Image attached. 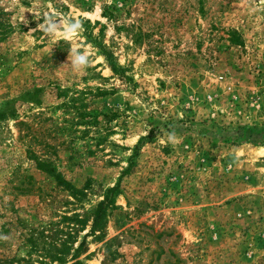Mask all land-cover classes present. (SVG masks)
<instances>
[{
	"label": "rangeland",
	"instance_id": "1",
	"mask_svg": "<svg viewBox=\"0 0 264 264\" xmlns=\"http://www.w3.org/2000/svg\"><path fill=\"white\" fill-rule=\"evenodd\" d=\"M0 25V264H264V0H0Z\"/></svg>",
	"mask_w": 264,
	"mask_h": 264
},
{
	"label": "trees",
	"instance_id": "2",
	"mask_svg": "<svg viewBox=\"0 0 264 264\" xmlns=\"http://www.w3.org/2000/svg\"><path fill=\"white\" fill-rule=\"evenodd\" d=\"M5 33H6L5 29H3L2 26L0 25V36L5 35ZM89 39H91L90 41L95 46H97V48L100 49L102 55L109 62L110 67H111V71L113 72V74L118 76L121 81H123L125 83H126V81L129 82V79L126 78V76H124L122 69L113 63V61L111 59V55L109 53L105 52V50L100 47V43H99L98 39L94 38V37L91 38V35L89 36ZM131 157L132 156H130V158ZM130 165H131V162L129 163L128 167L125 169L124 172H127L129 170ZM37 166H38L39 170L43 171L45 174L52 177L57 184L63 185L66 188L70 189L71 186L62 180L60 174L55 171V168L51 164L44 163V162H38ZM73 192H75V191H73ZM117 194H118V185H115V186L107 189L103 199L97 204L95 210L93 211V216H92V221H91L89 233L91 235H93L95 239H98V235H96L95 232H98L102 228L104 218L106 216V211L113 206V198ZM79 247H80V245L78 246V248ZM76 252L77 251L75 250L74 255L71 257V260H74L76 258V256H75ZM53 261L57 262L58 264H64V262L61 258L53 257ZM38 264H46V263L39 261ZM71 264H78V262H73Z\"/></svg>",
	"mask_w": 264,
	"mask_h": 264
},
{
	"label": "clouds",
	"instance_id": "3",
	"mask_svg": "<svg viewBox=\"0 0 264 264\" xmlns=\"http://www.w3.org/2000/svg\"><path fill=\"white\" fill-rule=\"evenodd\" d=\"M37 28L50 36L62 35L64 37H74L82 31V24L79 20H72L69 17L56 19L53 16L45 15L43 22L39 23ZM68 60L70 61V65L76 70L86 67L89 63L88 54L81 52L78 46L71 48ZM173 136L174 134L170 135L169 139H172Z\"/></svg>",
	"mask_w": 264,
	"mask_h": 264
}]
</instances>
